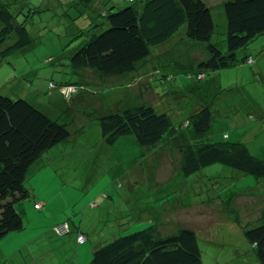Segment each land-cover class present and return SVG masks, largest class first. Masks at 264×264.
<instances>
[{
    "label": "rangeland",
    "instance_id": "1",
    "mask_svg": "<svg viewBox=\"0 0 264 264\" xmlns=\"http://www.w3.org/2000/svg\"><path fill=\"white\" fill-rule=\"evenodd\" d=\"M2 1L15 12L18 22L26 20L34 41L5 58L0 54V92L32 101L50 117L67 123L72 137L48 150L51 163L41 165L46 159H39L29 169L26 185L34 187L43 202H36L37 209L32 210L34 197L22 200L30 228L25 235L11 233L3 238L1 263L5 264V255L40 231L42 237L32 243L33 253L25 256L23 264H89L96 248L155 222L162 235L182 228L194 230L203 264H261L245 230L264 221L263 178L223 164L187 176L182 173L183 147L172 146L187 142L186 135L174 136L154 148L141 146L133 135L110 145L102 137L98 117L150 103L167 111L179 125L206 102L215 103L212 128L202 139L241 141L251 154L264 159V34L243 49L256 58L255 63L221 69V82L215 73L212 79L217 81L208 76L207 81L193 79L196 84L191 86V78L184 76L180 78L189 83L183 86L174 80L161 83L157 78L163 73L203 57L206 44L190 41L183 24L176 37L151 46L152 55L136 73L107 77L85 70L84 75L97 83H108L111 93L108 98L103 88L93 94L82 92L73 110L54 94L50 81L57 83L64 75L77 79L58 69V63H70L73 49L93 32L91 27L99 20L95 12L79 0ZM207 1L217 25L212 39L223 44L226 17L217 7L222 0ZM96 2L100 8L106 2L116 3L117 8L131 4L130 0ZM169 87L173 89L168 91ZM70 90L64 88L63 92ZM183 130L189 134L192 126ZM37 213L47 217L38 218ZM59 219L71 221L70 233L59 236L48 228ZM80 231L86 240L79 243Z\"/></svg>",
    "mask_w": 264,
    "mask_h": 264
},
{
    "label": "trees",
    "instance_id": "2",
    "mask_svg": "<svg viewBox=\"0 0 264 264\" xmlns=\"http://www.w3.org/2000/svg\"><path fill=\"white\" fill-rule=\"evenodd\" d=\"M79 1L94 11L99 20L92 25L93 32L73 49L68 57L70 63H58V69L70 72V76L77 79L64 75L57 83L50 81V86L56 89L54 94L73 110L75 99L82 92L93 94L103 88L102 93L108 98L111 93L108 83H97L84 75L85 70L91 69L107 77L136 73L152 55L151 46L170 39L183 24L190 41L206 44L207 56L190 66L163 73V77L157 78L161 83L174 80L177 86H183L189 82L180 76L191 78V81H207L208 76L220 74L221 69L238 64L252 65L256 58L243 49L264 34V0L218 2L217 7L226 17L223 44L212 39L217 25L212 5L207 0H130L131 4L119 8L116 3L108 5L106 2L105 8H100L97 0ZM15 18V12L0 0L2 58L29 48L34 41L26 20L18 22ZM210 71L213 72L209 75ZM201 73H204L203 79L199 78ZM192 84L196 81L190 86ZM64 88H71L68 95L64 94ZM172 89L169 87L168 91ZM214 104L206 102L190 118L180 120L179 125L172 122L167 111H159L150 103L100 115L98 119L102 137L110 145L120 137L133 135L141 146L154 148L174 136L186 135L187 142L172 146L183 147L182 173L187 176L210 165L223 164L264 179V159L251 154L244 142H206L202 139L201 136L212 128ZM188 126H192V131L186 134L183 128ZM71 135L67 123L50 117L32 101L14 99L0 92V242L9 233L25 227L18 207L22 200L33 195L26 185L29 169L43 153L68 141ZM55 226L56 235L71 232L70 226L69 232L59 234ZM245 235L258 260L264 264V221L246 229ZM89 264H203V261L194 230L182 228L174 234L162 235L152 222L96 248Z\"/></svg>",
    "mask_w": 264,
    "mask_h": 264
},
{
    "label": "crops",
    "instance_id": "3",
    "mask_svg": "<svg viewBox=\"0 0 264 264\" xmlns=\"http://www.w3.org/2000/svg\"><path fill=\"white\" fill-rule=\"evenodd\" d=\"M185 33H186V31H185ZM183 36V35H182ZM172 37H176V34L174 35V36H172ZM171 37V38H172ZM170 38V39H171ZM204 47V51H203V57L206 55L207 56V51H206V46H203ZM198 60V59H197ZM197 60L195 61V62H197ZM164 66L166 67V63L164 64ZM149 69V68H148ZM147 69V70H148ZM171 71H174V70H171ZM216 76L217 75H214L213 77H211L210 79L211 80H213L212 78H216ZM218 76H219V81L221 82V80H222V77H221V74H218ZM218 80V79H217ZM217 80H213V81H217ZM211 102H209V104H210ZM212 104V103H211ZM71 137H72V135H71ZM70 137V138H71ZM123 137H125V136H123ZM123 137H120L117 141H119L120 139H122ZM128 139H132V138H128ZM127 139V140H128ZM70 141V140H69ZM68 143V142H67ZM55 148L56 147H58V145L57 146H54ZM54 147H52L51 149V151H53V149H55ZM51 151H46L45 153H43V155L39 158V159H41V161L42 160H44V159H46L45 161H43L42 163H41V165H43V164H49V163H51V161L49 160V159H47V158H49L47 155H50V152ZM38 159V160H39ZM37 160V161H38ZM36 161V162H37ZM53 164V163H52ZM32 192H33V197H34V205H33V209L32 210H35V209H37L36 207H35V203L36 202H38V201H40V202H43V201H41V199H38V197L36 196V192H35V188L34 187H32ZM19 210L21 211V213L23 214V217H24V221H25V227L22 229V230H20V231H14V232H11V233H21L22 235H25V233H24V231H26L28 228H30V222L31 221H29L28 219H27V217H26V215L25 214H27V212H26V208H25V205H24V203H20L19 204ZM45 212H47V211H45ZM39 213H41V212H39ZM39 213H37L38 214V218H44V217H47V215L46 214H39ZM44 213V212H43ZM48 213V212H47ZM61 220V221H60ZM62 221H67V220H62V219H59V220H57L55 223H53V221H52V225H49L48 226V228H51L52 230H53V227L55 226V225H57V223H59V222H62ZM69 223H70V226H71V230H72V225H71V221L69 220ZM53 232H54V230H53ZM11 233H9L8 235H6L5 236V239H6V237H9V235H11ZM55 233V232H54ZM79 233V232H78ZM80 233H82L81 231H80ZM79 233V234H80ZM42 232H37V234L35 235V236H33V237H31V238H29L28 240H26V241H24L25 243L21 246V247H19L17 250H15L13 253H9L8 254V256L7 255H5V261H11L12 263H13V261L15 262V263H17V264H23L22 263V260H24L25 259V256H31L32 255V253H33V250H34V245L32 244L33 242H35V241H37L38 239H40L41 237H42ZM2 241V240H1ZM80 243V242H79ZM8 247L9 246H7V245H5V249L6 250H8ZM2 251H3V249L0 247V253H2ZM6 254V253H5Z\"/></svg>",
    "mask_w": 264,
    "mask_h": 264
},
{
    "label": "built area",
    "instance_id": "4",
    "mask_svg": "<svg viewBox=\"0 0 264 264\" xmlns=\"http://www.w3.org/2000/svg\"><path fill=\"white\" fill-rule=\"evenodd\" d=\"M66 89L69 90L71 88H69V89L66 88ZM69 92L66 93V95H68ZM55 231L57 233H59V234H65V233L69 232L70 231V224H69V222L68 221H63V222L59 223L58 225L55 226ZM85 240H86V235L84 233H80L78 235V241L79 242H84Z\"/></svg>",
    "mask_w": 264,
    "mask_h": 264
}]
</instances>
